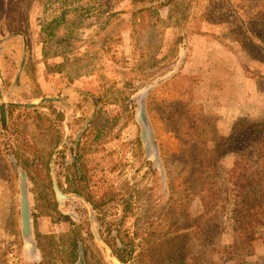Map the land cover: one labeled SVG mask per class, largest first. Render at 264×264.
Wrapping results in <instances>:
<instances>
[{
	"label": "rangeland",
	"instance_id": "obj_1",
	"mask_svg": "<svg viewBox=\"0 0 264 264\" xmlns=\"http://www.w3.org/2000/svg\"><path fill=\"white\" fill-rule=\"evenodd\" d=\"M260 4L264 0H0L3 102L36 104L8 107L5 127L0 109V264L43 261L42 252L39 261L24 253L22 172L28 177L36 238L55 264H66L62 251L72 232L84 246L85 264H123L114 254L122 240L133 243L126 264H138L140 254L142 264H180L185 254L190 257L184 264H208L212 242L218 246L214 258L224 262L223 247L236 234L232 196L225 193L235 155L221 150L220 160L210 162L190 138L178 136L170 114L189 106L192 115L197 112L192 104L200 105L224 133L245 114L252 122L264 121V63L251 57L252 46L242 45L257 32L250 20ZM213 41L227 52L224 58L229 54L240 66L243 89L253 90L247 110L231 89L234 69L220 67L214 78L205 71L190 73V62L202 63L199 51L208 52ZM44 49L52 56L47 63ZM62 63L63 72L57 73ZM86 64L87 73L75 78ZM150 86H156L147 111L158 162L147 156L137 119V96ZM101 94L107 96L100 99ZM82 134L88 149L86 184L70 177L74 169L71 164L66 169L60 154L62 139L78 141ZM57 150L55 179L65 195L80 189L97 205L112 199L98 209L82 199L60 208L50 176ZM210 189L220 193L208 199ZM255 232L256 240L248 244L250 264L264 263V227ZM147 233L154 234L150 244ZM75 264H81L78 258Z\"/></svg>",
	"mask_w": 264,
	"mask_h": 264
},
{
	"label": "trees",
	"instance_id": "obj_2",
	"mask_svg": "<svg viewBox=\"0 0 264 264\" xmlns=\"http://www.w3.org/2000/svg\"><path fill=\"white\" fill-rule=\"evenodd\" d=\"M31 6V2L28 4V9ZM254 21V25L257 27V32L252 37H247L242 45L246 47H253V54L251 57L255 60H259L264 63V6L259 5L258 11L250 21ZM247 43V44H246ZM52 58L48 52L44 49L43 59L47 63ZM65 63L58 65L57 73L63 72ZM89 65H81L79 71L75 75L79 77L82 74L87 73ZM91 68L90 71H92ZM191 96V94H189ZM107 94H101L99 98H103ZM113 102V101H112ZM114 103V102H113ZM192 107L197 112L190 114L191 107H176L172 109L171 121L176 124L178 128V136L184 137V140L190 138L194 144L195 149H201V153L204 154V158L209 159L210 162H216L222 157L221 150L224 152H231L235 155V162L230 172L227 171V176L231 179V188L226 192L231 198L233 209L231 210V221L233 228L236 232L233 243L223 247V254L225 256L224 262H218L214 256L218 253L217 245L211 243L210 258L208 264H227L229 262H235L236 264H250L247 259L249 257L248 244L256 240L257 234L255 232L258 227H264V121L262 123H255L247 120L242 116L239 118L231 132L224 133L217 127V120L214 117L205 115L202 106L192 104ZM197 116L193 122H190L191 116ZM193 117V118H194ZM97 139V138H96ZM237 144H233L234 142ZM15 158L20 162L18 152L14 153ZM213 166V165H212ZM76 192V191H75ZM220 193V192H219ZM213 189L209 190L207 196L208 199H214L219 194ZM107 199H112L107 198ZM107 199L101 201L100 206L107 203ZM209 204V203H208ZM207 207V205H206ZM213 212V211H212ZM216 217V216H215ZM215 217L213 219H215ZM213 226V225H212ZM154 234H148L145 238L147 244L151 243V238ZM38 243H39V237ZM52 238L50 239V242ZM122 247L117 246L115 256L123 264L128 263L126 259L127 255H132L133 243L128 246L122 240ZM68 246L63 249V257L66 264H75L76 259L79 258V245L77 233L72 232L70 240L67 242ZM42 252L43 261L40 264H55L47 258L45 246L41 243L38 244ZM215 245V247L213 246ZM83 246V245H82ZM129 246L131 249L129 250ZM84 248V246H83ZM150 250H148L149 252ZM178 253V252H175ZM145 254V251L143 252ZM84 256L86 261V253L84 249ZM145 256L140 254L137 256L139 260L138 264H142ZM168 257V255H167ZM177 260L178 258L174 256ZM189 254H185L182 260H177L178 263L184 264L189 258ZM173 259L168 257L167 259ZM182 258V257H181ZM179 258V259H181ZM264 264V263H256Z\"/></svg>",
	"mask_w": 264,
	"mask_h": 264
},
{
	"label": "water",
	"instance_id": "obj_3",
	"mask_svg": "<svg viewBox=\"0 0 264 264\" xmlns=\"http://www.w3.org/2000/svg\"><path fill=\"white\" fill-rule=\"evenodd\" d=\"M1 41H0V57H1ZM25 59L23 60L22 68L24 66ZM2 68H1V61H0V109H1V119H2V126L5 127L8 124V107H16V108H27L33 109L36 107V104H16V103H5L3 102V90H2ZM156 86H150L141 92H139L137 96V119L142 128V139L146 146L147 156L154 161L158 162L160 159L159 149L156 143L155 133L153 126L150 122L148 111H147V99L150 94L155 89ZM52 99H44V101H51ZM59 150H57L51 160L50 163V176L53 184V188L59 203L60 208L64 205V202L67 200H75V199H82L88 206L91 207L90 203L79 195H65L62 190L60 189L59 184L55 179V164H56V157L59 154ZM11 161L13 162L16 169L19 168L16 160L14 157H11ZM19 188H20V216H21V229H22V236L25 243V257L30 261H39L41 259V251L37 242V238L35 235L34 229V219L32 213V205H31V198H30V190H29V183L28 177L26 172H22L19 177ZM73 217V214H70ZM91 222L92 226L96 223L95 213L91 209ZM95 238L98 242L102 243V239L97 234L96 230L94 231ZM118 246L122 247V243L118 242ZM78 262L81 264H85V256H84V248L82 244L79 245V258Z\"/></svg>",
	"mask_w": 264,
	"mask_h": 264
},
{
	"label": "crops",
	"instance_id": "obj_4",
	"mask_svg": "<svg viewBox=\"0 0 264 264\" xmlns=\"http://www.w3.org/2000/svg\"><path fill=\"white\" fill-rule=\"evenodd\" d=\"M211 45H213L214 47L211 48L208 52H205V50L199 51V53L203 52L204 54V61L202 63H195L193 62V60L190 62V68L194 69L190 73L194 75L198 74L199 72L205 71L210 75V78H214L212 77L214 71L216 72L220 67H222L224 70L227 68L234 69L233 72L235 73V75L230 78L231 89L232 91H234V93L237 92L240 95L239 99L242 101V105H240L241 109L247 110L249 107V100L247 101L246 97L249 96L251 92L253 93V90L250 85H248L247 90L243 89V86L247 87V85L245 84L246 82L244 81V78L242 76L240 66L237 67V63L231 62L229 54L227 58H224L227 55V52L223 49L221 50L218 43L213 41ZM219 51H221V53H219ZM202 85L204 86L205 82H203Z\"/></svg>",
	"mask_w": 264,
	"mask_h": 264
},
{
	"label": "flooded vegetation",
	"instance_id": "obj_5",
	"mask_svg": "<svg viewBox=\"0 0 264 264\" xmlns=\"http://www.w3.org/2000/svg\"><path fill=\"white\" fill-rule=\"evenodd\" d=\"M82 136L83 134L80 136L78 141H70V138L68 137V139H66V137L64 138V141L62 139V145L64 146V151L62 153H60L61 155H63V162L65 164L66 169H69L70 164L72 165V168L74 169V176L71 175L70 177L75 179L76 183H80V184H86L85 181L87 180L88 176H87V156H86V152L88 151L87 149V144H85L84 142L81 143L82 140ZM67 140V141H66ZM70 159V160H69ZM67 180V178H66ZM75 194L83 197L84 199H86L91 206L93 207V209H98L99 205H97V203L92 200L89 196H85L84 192L80 189H78ZM110 198V197H109ZM112 198V197H111ZM109 202L111 199H107ZM103 229V226H102ZM78 235V234H77Z\"/></svg>",
	"mask_w": 264,
	"mask_h": 264
}]
</instances>
